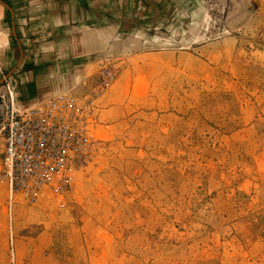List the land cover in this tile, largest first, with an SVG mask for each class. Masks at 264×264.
<instances>
[{
    "label": "rangeland",
    "instance_id": "1",
    "mask_svg": "<svg viewBox=\"0 0 264 264\" xmlns=\"http://www.w3.org/2000/svg\"><path fill=\"white\" fill-rule=\"evenodd\" d=\"M110 16L73 68L92 143L58 193L16 197L11 222L0 180V264H264V0ZM16 57L0 51L5 74Z\"/></svg>",
    "mask_w": 264,
    "mask_h": 264
},
{
    "label": "built area",
    "instance_id": "2",
    "mask_svg": "<svg viewBox=\"0 0 264 264\" xmlns=\"http://www.w3.org/2000/svg\"><path fill=\"white\" fill-rule=\"evenodd\" d=\"M0 19V36L9 34ZM1 46L0 51L7 48ZM102 67V65H101ZM15 73L0 67V180L8 194L6 213L11 222L15 198L38 202L47 191L58 193L79 166L92 143L95 99L77 97L73 83H62L34 100L21 101ZM116 78L108 69L100 72L98 95ZM91 142V143H90ZM11 242V238H10Z\"/></svg>",
    "mask_w": 264,
    "mask_h": 264
},
{
    "label": "crops",
    "instance_id": "3",
    "mask_svg": "<svg viewBox=\"0 0 264 264\" xmlns=\"http://www.w3.org/2000/svg\"><path fill=\"white\" fill-rule=\"evenodd\" d=\"M136 2L0 0V19L9 34L7 47L18 50V57L7 73H15L18 78V94L34 100L59 86L60 78H63L62 83H66L65 80L67 84L73 83V68L79 65L84 53H94L98 49L87 46L100 43L97 35L111 17L112 9L118 11L126 6L130 10ZM26 67L30 70H25ZM28 83L34 84L30 94L25 90Z\"/></svg>",
    "mask_w": 264,
    "mask_h": 264
},
{
    "label": "trees",
    "instance_id": "4",
    "mask_svg": "<svg viewBox=\"0 0 264 264\" xmlns=\"http://www.w3.org/2000/svg\"><path fill=\"white\" fill-rule=\"evenodd\" d=\"M25 70H30V67H26ZM25 88H26L25 90L27 91V93L30 94V91L34 88V84L33 83H28V84H26V87ZM19 99L21 101H28L26 98H24L23 95H19Z\"/></svg>",
    "mask_w": 264,
    "mask_h": 264
},
{
    "label": "bare ground",
    "instance_id": "5",
    "mask_svg": "<svg viewBox=\"0 0 264 264\" xmlns=\"http://www.w3.org/2000/svg\"><path fill=\"white\" fill-rule=\"evenodd\" d=\"M0 15H1V10H0ZM7 42V39L4 35H1L0 36V44H6Z\"/></svg>",
    "mask_w": 264,
    "mask_h": 264
},
{
    "label": "water",
    "instance_id": "6",
    "mask_svg": "<svg viewBox=\"0 0 264 264\" xmlns=\"http://www.w3.org/2000/svg\"><path fill=\"white\" fill-rule=\"evenodd\" d=\"M0 83H1V81H0Z\"/></svg>",
    "mask_w": 264,
    "mask_h": 264
}]
</instances>
